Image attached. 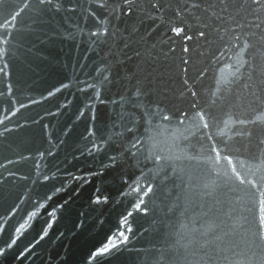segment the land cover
<instances>
[{
	"label": "water",
	"instance_id": "water-1",
	"mask_svg": "<svg viewBox=\"0 0 264 264\" xmlns=\"http://www.w3.org/2000/svg\"><path fill=\"white\" fill-rule=\"evenodd\" d=\"M0 264H264V0H0Z\"/></svg>",
	"mask_w": 264,
	"mask_h": 264
}]
</instances>
